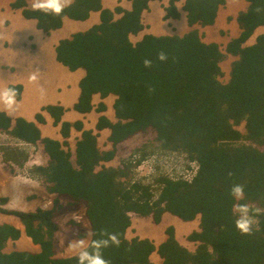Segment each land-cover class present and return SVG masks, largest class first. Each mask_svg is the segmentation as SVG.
I'll return each instance as SVG.
<instances>
[{"label": "trees", "instance_id": "obj_1", "mask_svg": "<svg viewBox=\"0 0 264 264\" xmlns=\"http://www.w3.org/2000/svg\"><path fill=\"white\" fill-rule=\"evenodd\" d=\"M130 1L129 9H110L102 6L101 0H75L59 16L33 11L25 0L10 4L24 6V16L36 19L37 27L46 32L60 26L64 16L83 20L89 12L99 11L98 23L58 40L55 57L70 70L85 71L72 108L86 113L94 107L93 94L101 98L114 94L115 120L104 113L98 116L95 129L110 130L111 147L101 150L98 132L85 129L80 119L62 120L65 108L59 104L44 105L42 110L59 126L62 141L42 137L33 122L12 119L0 111V131L18 142L39 143L47 156L46 163H32L27 148L0 144L1 160L25 168L29 177L44 182L48 193L69 199L68 207L85 216L89 231L118 234L120 245L102 250L111 264H155L154 253L162 264H264V34L245 44L254 29L264 25V0H247V9L236 16L240 32L224 46L225 52L234 56L224 81L220 79L224 72L219 64L223 56L219 44L202 41L197 28L182 35L146 33L133 42L130 36L143 29L142 13L149 0ZM175 1L169 0L166 17L178 15ZM223 4L224 0H184L186 21L190 26L212 24ZM257 7L261 11H256ZM116 13L120 15L116 17ZM160 51L166 53L167 60H157ZM145 58L153 61L150 68L144 67ZM9 86L17 89L18 98L22 85ZM94 108L101 112L106 105L100 101ZM36 116L44 122L41 112ZM71 128L80 131L73 162L66 140ZM148 131L163 150L182 153L185 168L195 162L193 174L172 177L158 173L151 181H134L131 170L152 152L145 146L135 147L132 154L139 155L136 159L121 160L115 166L104 164L115 157L121 142ZM233 184L245 186L244 200L230 196ZM4 202L5 198H0V212L17 217L38 249L3 250L6 241L17 238L21 231L1 223L0 264H77L75 254L56 255L55 235L61 226L54 220L53 208L7 209L1 204ZM236 203L261 209L254 214L256 225L251 235H243L235 227ZM130 212L151 216L155 223L169 212L186 227L199 218L198 230L190 225L177 237L174 226L168 225L159 243L147 236L127 237ZM69 221L76 229L77 223ZM82 235L79 230L77 236ZM184 242L193 243L194 249Z\"/></svg>", "mask_w": 264, "mask_h": 264}, {"label": "crops", "instance_id": "obj_2", "mask_svg": "<svg viewBox=\"0 0 264 264\" xmlns=\"http://www.w3.org/2000/svg\"><path fill=\"white\" fill-rule=\"evenodd\" d=\"M14 1L16 0H6L0 3V86L22 85L21 92L17 98L18 107L13 116L10 117L12 119L22 117L27 121H31L39 129L42 137H50L62 141L63 137L60 134L59 126L54 125L52 117L42 110L44 105L59 104L65 108L61 117L62 120L73 122L80 119L83 121L85 129H92L93 132H96L95 123L100 113H111L114 117L112 104L115 95L109 94L101 98L99 94H93V106L95 107L100 101H103L106 105L104 111H96L94 107L86 113L74 110L72 106L76 102L80 91L78 83L85 71L83 68L70 70L67 66L61 64L55 57V45L60 38L68 37L75 31L85 30L91 25L98 23L100 19L99 11L89 12L88 17L83 20L64 16L60 26L46 32L37 27L36 19L24 16L22 12L24 6L11 7L10 4ZM25 1L26 3L28 2V0ZM21 3H23V0ZM101 3L102 6L110 9H114L116 6H121L125 9L131 7L130 0H101ZM174 4L178 15L166 17V8L169 5V0H149L148 8L144 9L142 13L144 27L135 35H131V40L135 42L146 33L154 35H182L192 28H197L202 36V41L206 43L216 42L219 47H224L229 39L239 34L240 27L236 16L240 11L246 10L249 3L247 0H224V4L217 10L214 22L204 26L199 24L190 26L187 23L186 11L183 8L184 0H177ZM119 15V13L115 14L116 17ZM259 34H264V25L257 26L245 44L253 43ZM20 39L24 42L25 52L19 51L18 44ZM32 73H36L38 76L35 82H30L28 79ZM41 89H43V92H41ZM0 111L6 113L2 106H0ZM38 112H41L44 122L38 120L36 116ZM110 117L109 119H111ZM97 132L98 147L102 145L100 149H106L110 145L108 141L109 128H103ZM79 135L80 131L71 128L70 135L66 138L68 148L71 151H74L75 141ZM42 156L43 158L39 163H46L47 156L44 151ZM107 162L104 161V164ZM11 169V165L2 166L0 162V196L5 198L4 204H7L10 209L33 210L39 206V202L44 203L46 199H53L56 195L55 193L45 192L44 187H30L29 182L22 174H16ZM17 178L20 179L18 180ZM22 192L28 195L26 201L21 200ZM174 216L169 212H164L158 223L153 222L156 226L148 227L149 229L152 228L153 231L157 230L153 234L157 243L165 238L164 230L168 224L174 226L177 237L180 232L187 230L188 226L186 227L184 221L180 218L177 220ZM12 218L18 219L11 214L0 213V224L9 223L15 226L11 221ZM145 218L152 219L150 216H145ZM17 228L20 229L22 235L24 229L22 231L20 227ZM136 235L144 237V234L139 232ZM24 243L29 245L30 240H24Z\"/></svg>", "mask_w": 264, "mask_h": 264}, {"label": "rangeland", "instance_id": "obj_3", "mask_svg": "<svg viewBox=\"0 0 264 264\" xmlns=\"http://www.w3.org/2000/svg\"><path fill=\"white\" fill-rule=\"evenodd\" d=\"M6 0H0L1 2H4ZM24 42L22 39H20L18 48L20 52H25V47H24ZM220 49L223 52V56L221 61L219 62L221 69L223 70L224 74L220 76L221 80H226L228 78V73H229V68H230V62L234 58L233 55L228 54L225 52L224 47H220ZM9 69V68H8ZM108 117L112 116L111 113H105ZM112 120H115V118L112 116L110 117ZM238 128L243 131V125H239ZM0 144H9L11 146H16L20 148H27L28 149V156L29 153L32 154L30 157V162L32 160L35 161H41L43 158V151L41 148V145L39 143L37 144H27L24 142H18L16 139H14L11 135L7 134L4 131H0ZM102 146V145H101ZM99 146V148L101 147ZM147 147L152 150V152L149 153V155L141 160L139 163L136 164V166L131 170L130 176L132 179L135 180H141L142 182H148L151 181L154 176H156L158 173H168L172 177H175V175H184L186 176L189 172L193 174L194 170L197 168V165L195 162H190L188 168L186 167L185 159L183 155L178 153L177 151L175 152H170L163 150L161 145L157 142V140L154 137V133L152 131H148L146 133H136L123 142H121L116 150L115 157L108 161L106 164L107 165H118L121 163V160H129V159H136L139 157V155L132 154L133 150L135 147ZM111 144L106 147V149L110 148ZM105 150V149H103ZM72 152L71 160H74V151ZM0 162L3 165H6L3 161L0 160ZM14 167L12 166L11 171L16 173V174H26L25 168L18 166L17 164H13ZM23 176V175H22ZM24 177V176H23ZM18 180L20 178H17ZM26 180L29 182L30 187L34 186H44L45 192L47 190L45 189V184H42L41 180L33 179L34 181H31L26 178ZM34 182V183H33ZM37 182V183H36ZM42 182V183H41ZM41 184V185H40ZM48 193V192H47ZM0 198H2L0 196ZM26 198L28 199V195H26L25 192H22V201H26ZM58 199V203H55V199ZM69 202V199H65L61 195H55V197L48 198L44 201V204H46L47 207H44L45 209H50L53 208L54 211V220H56L60 224V230L56 233L55 235V252L57 256H68V255H73L74 253L69 249V243L74 241L75 239H79L82 237H85L86 232L89 231V223L87 220H85V216L78 213L76 209L74 210L72 207H68L67 204ZM3 207L10 209L7 204L1 203ZM39 204V203H38ZM15 205V203H13ZM4 214V212H0ZM132 217H131V224L127 229L126 235L127 237H132L136 235L138 232L141 234H144L143 236H151L148 237L151 240H153L155 243H157L156 239L154 238L155 236L153 235L157 230L153 231L152 228L148 227H153L156 226L152 219L150 218H145V216H141L135 212H130ZM6 214V213H5ZM79 215L83 217V220L81 223H77L76 229H74L71 226L70 219L74 220L73 217ZM14 216V215H13ZM151 217V216H150ZM17 218V217H16ZM175 219L178 220V217H175ZM196 219V218H195ZM255 219V218H254ZM197 220H199L197 218ZM197 220H192V227L195 228V223H197ZM12 223L15 224V226L20 227L23 231V225L18 219L12 218L11 219ZM74 222H76L74 220ZM170 225V224H168ZM188 229L190 227L189 223H187ZM167 227V226H166ZM79 230H83L84 235L82 236H77V232ZM194 230V229H192ZM191 230V231H192ZM181 237V235H179ZM24 240H30V244L24 243ZM189 249H194L195 245L191 242H184ZM38 245L34 244L31 239L24 233L15 238V239H8L5 243V247L3 250H10L12 248L15 249H28V250H35ZM154 255L155 259L153 261L155 264H162L161 259L157 256L156 253L152 254Z\"/></svg>", "mask_w": 264, "mask_h": 264}, {"label": "clouds", "instance_id": "obj_4", "mask_svg": "<svg viewBox=\"0 0 264 264\" xmlns=\"http://www.w3.org/2000/svg\"><path fill=\"white\" fill-rule=\"evenodd\" d=\"M74 2L75 0H28L27 5L33 11H38L46 15L59 16L66 8L71 7ZM256 11L259 12L261 9L257 7ZM157 60L161 62L167 60L166 53L160 51L157 54ZM152 64L153 61L151 59L145 58L143 60V65L146 68H150ZM28 79L30 82H35L38 76L36 73H32ZM41 92H43V89H41ZM17 95V89L14 86H0V106L6 111L8 116L12 117L18 107ZM22 175L34 181L26 174L23 173ZM229 194L234 200L242 201L245 199V186L243 184H233L229 188ZM233 212L236 216L234 221L236 229L243 235H251L256 225L254 214H259L261 209H253L247 203H236L233 205ZM73 219L79 224L83 220V217L76 215ZM194 220H197V218ZM198 223L199 220H197L195 228L193 227V229L198 230ZM97 235L99 238H92ZM120 243L118 234L107 232V230H101L99 234L94 231H87L85 237L70 242L69 249L75 254L77 264H111L103 256L102 250L110 245L119 246Z\"/></svg>", "mask_w": 264, "mask_h": 264}, {"label": "bare ground", "instance_id": "obj_5", "mask_svg": "<svg viewBox=\"0 0 264 264\" xmlns=\"http://www.w3.org/2000/svg\"><path fill=\"white\" fill-rule=\"evenodd\" d=\"M100 114H101V113H100ZM38 205L41 206V207H47L46 204H44V203H42V202H39ZM185 234H186V233H185Z\"/></svg>", "mask_w": 264, "mask_h": 264}]
</instances>
